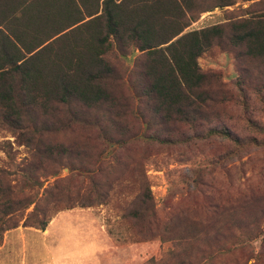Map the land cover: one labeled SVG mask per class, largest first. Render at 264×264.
Segmentation results:
<instances>
[{
    "label": "trees",
    "instance_id": "obj_1",
    "mask_svg": "<svg viewBox=\"0 0 264 264\" xmlns=\"http://www.w3.org/2000/svg\"><path fill=\"white\" fill-rule=\"evenodd\" d=\"M234 1L0 0V127L10 130L16 142L30 151L15 172L0 171V241L20 220L21 227L43 231L50 217L43 204L51 206L52 214L101 205L109 196L112 172L90 170L83 154L69 146L44 143V135L63 134L74 127L94 130L101 141L119 150L134 140L169 147L220 139L232 146L226 154L229 158L257 144L209 125L216 103L209 88L216 81L199 69L197 59L217 47L264 64V12L246 8L241 18L187 29L200 14L232 6ZM133 53L137 55L128 71L106 58L113 55L120 64ZM236 87L244 101L243 81L237 79ZM130 97L140 105L131 108ZM125 116H132L142 131L128 133L120 124ZM251 128L264 133L262 128ZM63 168L69 174L66 181L55 179L43 188L45 179ZM206 169L191 170L190 185L203 186ZM10 175L19 178V186L11 183ZM80 177L89 184L71 191L67 183ZM134 180L138 193L127 216L142 228L136 237L139 241L158 237L175 244L166 254L171 264L210 262L211 249L223 251L227 242L241 246L264 233L260 226L264 197L229 208L217 203L197 206L198 215L188 224L173 219L161 223L144 172ZM251 205H256L255 210H249ZM260 243L264 244V237Z\"/></svg>",
    "mask_w": 264,
    "mask_h": 264
},
{
    "label": "rangeland",
    "instance_id": "obj_2",
    "mask_svg": "<svg viewBox=\"0 0 264 264\" xmlns=\"http://www.w3.org/2000/svg\"><path fill=\"white\" fill-rule=\"evenodd\" d=\"M246 8L249 12H264V0H235L232 6L200 14L187 29L199 30L241 18L242 10ZM136 55L133 53L120 64L113 55L106 58L121 71H128L132 70ZM197 64L203 73L212 74L216 81L209 88L216 97L212 107L215 115L209 118V125L224 128L241 139L252 138L257 144L234 152L229 158L226 154L233 150L232 146L220 139L169 147L134 140L119 150L101 141L94 130L74 127L63 134L44 135V143L69 146L83 154V159L91 163L90 170L99 167L104 172H112L109 175L111 190L104 204L52 214L51 206L43 204L42 208L50 216L43 231L21 227L22 220L18 222L17 231H27L46 240V264L55 263V260L57 264H171L166 254L175 249V244L158 237L139 241L136 236L142 228L127 216L138 193L134 179L139 173L145 174L153 210L161 223L173 219L175 222L178 220L177 223L188 224L198 215L194 210L197 206L208 208L217 203L229 208L244 200L264 197V133L251 128L254 125L264 130V64L244 60L237 52L217 47L202 54ZM237 79L243 81L244 101L236 87ZM129 93L126 88L128 97ZM128 102L131 108L140 105L135 98L130 97ZM120 124L128 133L142 131L132 116H125ZM205 127L204 124L202 129ZM177 129L188 132L186 127ZM29 155V149L18 144L10 130L0 127V171L15 172L25 164ZM202 167H207L202 173L204 185L194 188L187 181L188 177L191 170ZM57 171L54 177L45 179L43 188L50 186L55 179H67L66 168ZM83 177L75 179L77 182L67 183L71 191L89 184ZM117 178L119 180L114 181ZM8 179L19 186L18 177L10 175ZM99 180L102 181L101 178ZM255 208L256 205H251L249 210ZM30 210L31 207L23 215ZM260 226L264 227V223ZM5 233L0 241V264L6 259V250L15 244L13 234ZM260 238L237 247L229 245V242L223 243V251L211 249L213 259L210 262L202 260L199 264H264V244L260 243Z\"/></svg>",
    "mask_w": 264,
    "mask_h": 264
},
{
    "label": "crops",
    "instance_id": "obj_3",
    "mask_svg": "<svg viewBox=\"0 0 264 264\" xmlns=\"http://www.w3.org/2000/svg\"><path fill=\"white\" fill-rule=\"evenodd\" d=\"M51 225L52 223H50V226ZM10 232L15 238V244L6 250V259L1 264H46V240H43L34 234H30L27 231H17L15 229L8 231V234H11ZM52 259V261H54L55 257ZM52 264H57L56 260L55 263L52 262Z\"/></svg>",
    "mask_w": 264,
    "mask_h": 264
}]
</instances>
